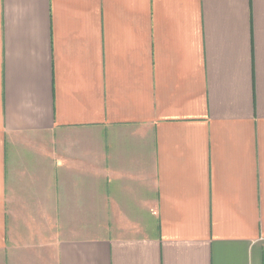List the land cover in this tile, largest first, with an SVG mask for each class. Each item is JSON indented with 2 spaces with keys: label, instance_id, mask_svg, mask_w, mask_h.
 <instances>
[{
  "label": "crops",
  "instance_id": "1",
  "mask_svg": "<svg viewBox=\"0 0 264 264\" xmlns=\"http://www.w3.org/2000/svg\"><path fill=\"white\" fill-rule=\"evenodd\" d=\"M0 264H264V0H0Z\"/></svg>",
  "mask_w": 264,
  "mask_h": 264
}]
</instances>
